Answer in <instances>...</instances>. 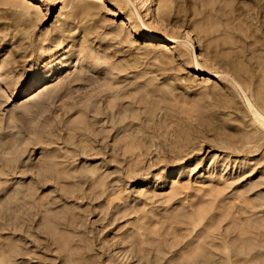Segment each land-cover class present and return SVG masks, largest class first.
I'll return each mask as SVG.
<instances>
[{"label":"rangeland","instance_id":"obj_1","mask_svg":"<svg viewBox=\"0 0 264 264\" xmlns=\"http://www.w3.org/2000/svg\"><path fill=\"white\" fill-rule=\"evenodd\" d=\"M133 26L175 38L147 39ZM0 91V264H72L67 235L93 240L89 264H177L206 238L218 259L245 243L252 253L240 247L246 258L234 263L264 264V126L255 114L264 113V0H0ZM118 97L122 109L112 108ZM91 100L101 106L89 116L97 127L131 122L136 154L119 165L110 147L73 156L70 171L107 172L80 186L54 177L50 162L63 169L75 150L58 118L84 117L79 107ZM66 207L76 232L53 229L52 214ZM11 246L24 252L7 260Z\"/></svg>","mask_w":264,"mask_h":264},{"label":"bare ground","instance_id":"obj_2","mask_svg":"<svg viewBox=\"0 0 264 264\" xmlns=\"http://www.w3.org/2000/svg\"><path fill=\"white\" fill-rule=\"evenodd\" d=\"M16 1V0H15ZM132 30H133V32L135 33V34H138V35H143V37H145V38H147V39H155L156 37H160V38H162V39H164L165 41L167 40V41H173L174 40V36H171V35H168V34H164V33H161L160 31H158V30H156V29H147V30H141V29H139L137 26H133V28H132ZM57 35V34H56ZM61 43V42H60ZM33 52L35 51V48H33V50H32ZM58 49L57 50H55L54 51V54H57L58 53ZM196 54V56H197V53H195ZM199 58V57H198ZM13 62V61H12ZM199 62V61H198ZM14 63V62H13ZM11 64V62L9 61V62H7V63H4L3 64V68H7L8 67V65H10ZM63 65H66V64H63ZM197 71H199L200 73H205V74H209V75H211V76H216V75H219L218 74V72H215V71H211V70H209V69H207V68H205V67H203L202 65H198V67H197ZM77 76H81V77H83V75L80 73L79 75H77ZM76 78V77H75ZM67 80H69V79H67ZM71 80V79H70ZM66 81V80H65ZM69 81H67L66 83H61V85H62V87H69ZM47 87H49V85L47 86ZM69 89V88H68ZM66 90V89H65ZM59 92L62 94V92H63V90L62 91H58L57 93L59 94ZM2 92L0 91V96H2ZM58 94H57V96H58ZM44 98V97H43ZM119 98V99H118ZM118 98H116V100H118V101H116V102H114V104L112 105V108H117V109H119V108H124V105L122 104L123 103V99H121V104H122V106H121V104L119 103V100H120V97H118ZM92 101L93 100H91V102L90 101H88L87 103H86V105L84 106H82V107H79V109H82V108H84V109H82V111L84 112V114H85V116L84 117H80V116H77V117H72L70 114L69 115H66V118L65 119H63V120H61L60 119V117L58 118V120H61V121H59L58 122V120H57V124L55 123V125H56V127L58 128V129H56V131L57 130H59V131H64V132H68V133H71V137L68 135V137L67 138H63V140H66V142L64 143V144H66L67 146H68V144H70V143H72L71 145L72 146H74L73 144L74 143H76L75 144V150H74V148H73V150H74V152H72V151H69V152H66L65 153V155H64V157L66 156V154L68 153V157H66L67 158V160H68V163H73V156L75 157V156H78V155H81L82 157L83 156H87L88 157V155H90L91 156V154L93 155V154H101V153H105V151H106V148L108 149V147H110V148H113V153L111 152L110 154H111V159H110V161L111 162H113V163H116L117 164V162H119L118 163V165L119 164H121L120 163V161L121 160H123V162H125V159H127V161H128V159L131 157V158H133L134 157V154H136V152H135V148H136V138L138 137V135H136V133H135V129H132V128H130L129 127V124H131V122L128 124V122H126L125 124H120V122L121 123H123L122 121H121V118H119L118 117V119H117V116H116V119L114 118V117H112L113 118V128L112 129H110V130H107V128H105L104 126H99L98 125V127H100L99 129H98V127H97V124H96V122H98V120L96 119V116H94L95 118H93L94 120H92L91 118H89V116H90V114H92V113H94L95 111L97 112V113H100V109H98V107L100 108L101 106L100 105H98L97 103L95 104V102H94V104H95V106L92 104V105H90V103H92ZM250 102H252L251 101V99L249 100ZM118 102V103H117ZM249 102V103H250ZM88 104V105H87ZM253 104V103H252ZM98 106V107H97ZM255 106V105H254ZM251 107H253V105L251 106ZM254 108H256V106L254 107ZM253 108V109H254ZM120 109V110H121ZM125 109H129L128 107H126ZM125 109H123V110H125ZM68 112H69V110H67ZM92 111H94V112H92ZM92 112V113H91ZM102 114V113H101ZM255 114H256V117H258V119H259V121L261 122V124L264 126V113L260 110V109H257L256 108V111H255ZM88 116V118H86L87 116ZM97 116H98V114H97ZM62 118V117H61ZM97 121H96V120ZM102 122V121H101ZM54 127V126H53ZM143 129V128H142ZM60 133V132H59ZM59 133H58V135H59ZM62 134V133H61ZM137 134H138V131H137ZM142 134V133H141ZM53 136V135H52ZM60 136H62V135H60ZM59 136V138H61ZM142 138V141L144 140H146V138L144 137V134L143 135H140ZM139 136V137H140ZM109 137H111V138H114V142H112V143H110L108 140H109ZM47 139H48V137H47ZM49 139H50V136H49ZM102 139V141H101V143H99L100 142V140ZM139 139V138H138ZM54 140V139H53ZM50 141H52L51 139H50ZM62 141V140H61ZM63 142V141H62ZM68 143V144H67ZM70 147V146H69ZM124 147V148H123ZM120 150H123V151H120ZM62 152V151H61ZM74 153V154H73ZM94 156H96V155H94ZM100 156V155H99ZM63 157V158H64ZM79 157V156H78ZM92 157V156H91ZM98 157V156H97ZM69 158H70V160H71V158H72V160L70 161L69 160ZM76 159H77V157H75ZM75 158H74V161H76L75 160ZM56 159L54 158V161L53 162H50V164L51 165H53L54 164V167L56 168V170L54 171V172H52V173H54V177H79V180L81 181L82 179H83V177H86L84 180H83V184L86 182V179H87V177H88V182H89V179L91 178V177H102V179H105V178H103V177H107V175H105L106 173H104V174H102V175H100V171L101 170H99V171H92L93 172V174H90L89 173V170H86L87 169V166L86 167H84L83 169H82V167H81V169L80 170H78L77 168V170L76 169H74V171L73 170H69L68 168H69V166L70 167H72V165L75 167V163H73V164H68L67 162H66V160L64 159V160H62V161H65V162H63V163H65L64 164V166H63V169H61V168H59V167H56V165H59L60 166V164H61V162L59 161V160H56ZM6 160L4 159V158H2V157H0V174L2 173L3 175L5 174V172H6ZM49 162V161H48ZM108 162V161H107ZM8 163V162H7ZM47 163V162H46ZM110 163V162H109ZM49 164V163H48ZM9 165V164H8ZM68 167H67V166ZM107 165V164H106ZM112 165V164H111ZM115 165V164H114ZM50 166V165H49ZM49 166H47V168H49ZM66 166V167H65ZM84 166V165H83ZM100 166V165H99ZM103 166V165H102ZM101 166V167H102ZM76 167H78V166H76ZM96 167V166H95ZM14 168V167H13ZM46 168V169H47ZM91 168H94V167H91ZM99 169H100V167H98ZM52 169H53V166H50V168H49V171H48V169L47 170H44V172H46L47 174H48V172H50V170L52 171ZM58 169H61V171L59 172H56ZM72 169V168H71ZM88 169H90V167H88ZM95 169V168H94ZM16 170V168L14 169V171ZM91 170H93V169H91ZM91 172V173H92ZM99 172V173H98ZM2 174L0 175V176H2ZM111 174V173H110ZM105 175V176H104ZM110 176V175H109ZM3 177H5V176H3ZM80 177H82V178H80ZM90 177V178H89ZM98 179V178H97ZM96 179V180H97ZM100 179V178H99ZM78 180V179H77ZM76 179H74V180H72V181H74L75 183L77 182L78 183V181H77ZM92 180V179H91ZM80 181H79V184H80ZM97 181H99V180H97ZM100 181H101V179H100ZM103 181V180H102ZM101 181V182H102ZM105 182V181H104ZM103 182V183H104ZM73 183V182H72ZM92 183V182H91ZM103 183H101V184H103ZM74 184V183H73ZM80 186H82V181H81V184H80ZM77 187H78V189L80 188V192L82 191V189H83V192H84V189L85 188H82L81 189V187H79V185L77 186V184H76V188H75V190L77 189ZM84 187V186H83ZM77 189V190H78ZM105 190L104 191H106L107 189L106 188H104ZM74 190V191H75ZM77 190H76V193L75 192H73V194L75 193L76 195H77ZM113 191V190H112ZM83 192H81L82 194H83V196L85 197V194L83 193ZM79 193V192H78ZM85 193H87V195H88V192H86L85 191ZM81 194V195H82ZM79 195V194H78ZM86 195V196H87ZM146 195V194H145ZM75 196V195H74ZM82 196V197H83ZM88 196H90V193H89V195ZM78 197V196H77ZM83 197V198H84ZM153 197V196H152ZM86 198V197H85ZM90 197H88V199H89ZM98 198V197H97ZM92 199H96L95 197L93 198L92 197ZM98 199H100V201H102L101 199H103V198H98ZM97 201V200H96ZM98 202V201H97ZM96 202V203H97ZM104 202V201H103ZM104 204V203H103ZM249 204V203H248ZM97 207V206H96ZM70 208V207H69ZM69 208H67L66 207V212H65V214L63 215V216H61L60 214L62 213L63 214V212H59L58 211V209H56L57 211H58V213L59 214H52V216H54L53 218H54V222H53V224H55V225H53V229H54V226H55V228H63V227H65V228H69V229H73V230H75V232L78 230V226H77V223H73L74 222V220H75V217L76 216H74V215H72L70 212H72V211H74L75 212V210H73L72 208V210H68ZM106 208V207H105ZM64 209L65 208H63L62 209V211H64ZM92 209V208H91ZM132 209H134V208H132ZM59 210H61V209H59ZM67 210H68V212H67ZM103 211L101 214L102 215H104L103 213H110V212H107L106 210H104V209H100V211ZM105 211V212H104ZM136 211H138V210H136ZM112 212V211H111ZM129 210H127V208H126V210L124 211V212H122V214L120 215V216H114L113 214H110L109 216L106 214V217L108 216V219H107V222L108 223H111V222H113L114 224H115V221H119L118 219L120 218V217H122V216H125V215H127V214H129ZM68 213V214H67ZM79 213V212H78ZM131 213V212H130ZM80 214H83L82 212H80ZM75 215H77L78 216V214H75ZM52 216H48L49 218H52ZM78 217H80V215L78 216ZM77 217V218H78ZM102 217V216H101ZM28 218V217H27ZM32 217L30 216V218H28V219H31ZM103 218V217H102ZM53 220V219H52ZM52 220L50 221H48V223L49 222H52ZM80 220V219H79ZM103 220H104V218H103ZM78 221V220H77ZM76 221V222H77ZM106 222V221H105ZM105 222H104V224L103 225H105ZM85 222H83V224H84ZM106 224V225H109V224ZM163 223H165V222H163ZM49 225L51 226L52 224L51 223H49ZM81 226H82V224H81ZM121 226V225H120ZM79 228H80V226H79ZM68 229V230H69ZM81 229V228H80ZM84 229V228H83ZM61 230V229H60ZM65 231H63V232H66V229H64ZM121 230V229H120ZM62 231V230H61ZM84 231V230H83ZM57 232V231H56ZM58 232H59V230H58ZM57 232V233H58ZM73 233H74V231H72ZM152 233V232H151ZM218 233V232H217ZM62 234H64V233H62ZM70 234V233H69ZM72 234V233H71ZM238 234V233H237ZM242 234H243V232H242ZM60 235H61V233H60ZM204 235V234H203ZM211 234L210 233H208V236H210ZM64 236V235H63ZM70 236V235H69ZM206 236V235H205ZM262 236V235H261ZM56 237V236H55ZM57 237H59V236H57ZM61 237V236H60ZM77 237V236H76ZM76 237L75 236H70V237H68V235H67V238H70V242L68 243V245L67 244H65L66 245V247L64 246V249L66 250V254H65V257H64V255H63V257L64 258H68L70 261H69V263L71 262V260H72V264H89L90 263V255H89V253L91 252L90 251V249H89V246H91L94 242H93V240H92V244L91 245H88V246H86V244L89 242L88 241V237L86 236V235H82L81 237H79L78 236V238H79V240L78 241H76ZM200 237H202V236H200ZM87 238V239H86ZM150 238V237H149ZM241 238V237H240ZM59 239V238H58ZM247 239V238H246ZM86 240H87V242H86ZM215 240V239H214ZM213 239H209V238H206V239H204V240H200L201 242H200V244L201 245H203V251H197V249L194 247H189V248H191L192 250L193 249H195V252H194V250H193V254L190 252V256H184V254H182L183 256H182V259L183 260H181L180 262H178L179 264H236V263H234V259L232 258V256L233 255H237L238 256V258H246L245 256V254H247V249L249 248V247H247V245H245V246H243L242 245V247H247V249L246 248H244V249H240V247L239 248H233L234 249V253H233V249H230L231 250V252H230V254H223L222 255V253H224V252H227V250L226 251H224V252H220L221 253V255H222V257H221V259H220V255L219 254H217V255H219V259H218V256L217 257H214L215 256V254H214V256H213V254H210L209 252H215L214 251V249L212 248V245L214 246V243H215V241H214ZM259 240V239H258ZM233 242V241H232ZM86 243V244H85ZM91 243V242H90ZM120 243V242H119ZM139 243V242H138ZM220 243V242H219ZM222 243V242H221ZM230 243V242H229ZM252 243V242H251ZM257 244H259L258 243V241L256 242ZM261 243V242H260ZM113 244V243H112ZM117 244H118V242H117ZM141 244V243H140ZM147 244L148 245H150V243H145V245L143 244H141L142 245V247L140 248V249H142L143 250V252H145V255L147 254V256H149L148 254L149 253H151L152 251H147V250H150V248H149V246H147ZM224 244L226 245V246H229V244L227 243V241H225L224 240ZM242 244V243H241ZM257 244H255V245H257ZM77 245V247H75ZM140 245V246H141ZM161 245V247L160 248H162V249H164V248H168V247H166V245L163 243H161L160 244ZM225 245H224V247H225ZM234 245H235V243H234ZM240 245V244H239ZM238 245V246H239ZM251 245H253V244H251ZM263 245V244H262ZM115 246H116V244H115ZM117 246H121V244L119 245H117ZM167 246H169V245H167ZM231 246V245H230ZM236 246V245H235ZM12 247V246H11ZM9 248L8 249V251H10L9 252V254H8V259L7 260H9L10 258L12 259V257H15V255H17L18 253H21L22 252V250L21 251H19L20 249H13L14 247H12V248ZM16 247H17V244H16ZM104 247H106V245L104 246ZM108 247H109V245H108ZM150 247H151V245H150ZM170 247V246H169ZM223 247V248H224ZM237 247V246H236ZM241 247V248H242ZM18 248V247H17ZM22 249H23V247H21ZM91 248H92V246H91ZM107 248V247H106ZM133 248V247H132ZM222 248V249H223ZM231 248V247H230ZM251 248H256V247H251ZM24 249H25V247H24ZM23 249V250H24ZM134 249V248H133ZM151 249H152V247H151ZM190 249V250H191ZM219 249H221V248H219ZM257 249V248H256ZM7 251V252H8ZM219 251H221V250H219ZM248 251H249V249H248ZM24 252V251H23ZM22 252V253H23ZM147 252V253H146ZM250 252L252 253V251H249L248 253H249V255H250ZM257 252V251H256ZM254 253V251H253V253L255 254V256H256V254L257 253H259V252H257V253ZM135 253H136V251H135ZM261 253V252H260ZM136 254H138V253H136ZM160 256V257H159ZM252 256H254L253 254H252ZM155 257H156V259H158L159 260V258L161 259L162 258V255H159V254H156L155 255ZM184 257V258H183ZM262 256H260V258H261ZM165 258V257H164ZM249 258V257H248ZM10 259V260H11ZM68 259H67V261H68ZM257 259H258V257H257ZM149 260H150V257H149ZM151 260H153V259H151ZM180 260V259H179ZM233 260V261H232ZM235 260H237V258L235 259ZM177 263V264H178ZM71 264V263H70Z\"/></svg>","mask_w":264,"mask_h":264}]
</instances>
